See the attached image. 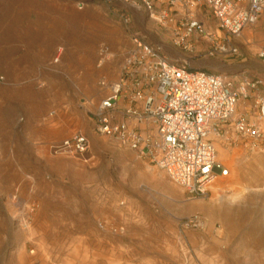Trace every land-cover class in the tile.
Returning a JSON list of instances; mask_svg holds the SVG:
<instances>
[{
    "label": "rangeland",
    "instance_id": "1",
    "mask_svg": "<svg viewBox=\"0 0 264 264\" xmlns=\"http://www.w3.org/2000/svg\"><path fill=\"white\" fill-rule=\"evenodd\" d=\"M79 3L85 6L79 9ZM200 8L191 14H208L206 6ZM156 11H168L165 0L156 1ZM168 13L172 20L153 19L139 0H0V131L7 124L15 139L28 124L49 134L53 142L47 148L41 145L40 168L33 180L20 177L11 185L0 169V188H4L0 210L3 213L10 206L13 213L15 207L19 212L15 222L0 225V264H38L36 238L62 236L69 230L50 228L42 221L52 215L62 220L71 215L70 230L91 237L87 240L93 252L99 241L121 259L119 263L117 258L103 260L97 254L81 258L78 250L72 264H129V251L153 256L157 248L170 262L177 259L189 264L197 252L209 247L219 255L214 264H264V148L215 143L218 160L230 176L217 183L223 189L205 199L190 200L149 159L95 134L92 114L105 95L99 82L118 78L132 50L131 33L161 47V54L172 62L188 60L194 70L205 71L195 68L194 61L213 58L208 56L210 42L198 33L191 37L193 51L175 46L182 12ZM123 15L131 18L130 25L122 21ZM206 22L215 40L222 42L227 37L214 19ZM259 23L246 28L238 44V39L232 41L239 46L240 56L227 58L236 66L224 65L214 74L264 83V64L258 52L264 47V21ZM165 42L169 51L163 52ZM170 46L177 51L173 53ZM104 54L106 61L100 65ZM89 117L95 142L86 132ZM78 131L90 139L89 153L71 158L51 152L50 145ZM217 146L226 157L219 156ZM2 155L11 157L12 153L7 147L0 148ZM38 211L41 222L35 226L29 219ZM193 216L204 226L181 230V223ZM99 222L123 226L125 232L102 231ZM41 258L46 264H60L58 259Z\"/></svg>",
    "mask_w": 264,
    "mask_h": 264
},
{
    "label": "built area",
    "instance_id": "2",
    "mask_svg": "<svg viewBox=\"0 0 264 264\" xmlns=\"http://www.w3.org/2000/svg\"><path fill=\"white\" fill-rule=\"evenodd\" d=\"M156 1L139 3L160 22L172 20L168 12H182L174 45L191 52L195 48L191 37L198 33L210 42L209 57L238 56L239 49L232 41L264 19V0H165L168 11L161 14L156 11ZM84 6L78 4L79 9ZM202 6L208 8L218 30L226 33L222 42L208 33L196 13L191 14L192 9ZM122 21L131 24L129 16L123 15ZM130 39L133 47L118 78L99 82L105 95L92 114L95 134L149 159L190 200L205 199L212 187L230 176V170L218 160L215 143H237L250 150L264 148V83L194 70L188 60H168L161 47L150 45L137 33H131ZM106 56H101L100 65ZM259 57L264 64V47ZM211 134L215 138H210ZM50 149L55 156L74 158L89 153L91 141L78 131ZM203 226L204 222L193 216L180 228ZM98 227L113 235L125 232L123 226L106 222H99Z\"/></svg>",
    "mask_w": 264,
    "mask_h": 264
},
{
    "label": "crops",
    "instance_id": "3",
    "mask_svg": "<svg viewBox=\"0 0 264 264\" xmlns=\"http://www.w3.org/2000/svg\"><path fill=\"white\" fill-rule=\"evenodd\" d=\"M196 15L198 19L205 24V26H208L207 23H209L206 22V20L209 21L212 19V16H210L209 13H196ZM262 21H264V19ZM244 31L242 32L240 38L243 36ZM235 42L238 44L239 38ZM250 42L251 39H248L247 43ZM161 45L165 47L163 48V52L165 50L169 51V45L167 42L162 43ZM172 48L174 50H171ZM171 49L170 50L173 51V53L177 51V49L173 46L171 47ZM261 49H259V53ZM130 50L131 49H129L128 54ZM10 56L12 57V53L8 52V56L6 58L10 59ZM239 56L240 53L237 57ZM224 65L226 67L236 66L235 64L231 63L227 57L224 56H217L209 59L194 61L195 68L204 69L205 71L211 73H216L220 69V67ZM224 72H226V70ZM86 123L87 135L89 136V138H91V140L95 142V137L93 135V123L90 117L88 121H86ZM51 140L52 139L50 138L49 134L44 135L43 133H41V130L39 128H34L33 126L31 127L28 124H26L20 131H18L17 136L15 137V139H13V137L10 136L9 128L6 124L4 129L0 131V148H9L12 153V156H1L0 169L1 172L6 175V177L9 179L11 185H16L15 181H18L20 177H24L23 179L27 178V180H33L35 178V174L40 168V151L42 147L41 145L46 147L50 143H53L51 142ZM26 166H31L32 168L28 170ZM33 187L34 186L30 187V192L34 191ZM3 189V187L0 188L1 193ZM13 209L14 208L8 206L5 207V211H3V213L2 210H0V225H4V223H12L18 219V208L15 207V213H13ZM39 212L40 211H38L36 217H31L29 219V221H31V224H34L35 226L38 225L39 222H41V217L40 215H38ZM68 216V218L64 217L63 220L61 219V217H57L56 215L47 216L43 218L44 220L42 221L46 222L50 228L64 227L66 229L68 228L69 230L62 236H56L54 234L50 237L41 236L40 238H36L34 243H37L35 249L37 251V257L39 258L38 264H46L45 262L41 261V257H45L46 259H58L60 260V264H72V261L78 253V250L80 251L78 254H80L81 258H92V254H97L96 256L102 258L103 260H115L117 258L114 250L111 251L112 249L110 247H103V244L99 241L95 243L96 251L93 252V250L89 246L90 242L87 240V238L91 239V237L85 236L84 234L74 235V232L70 230L73 226V221L71 218L72 216ZM157 250H159V248H157ZM157 250V254H154L153 256L149 255L146 252L141 253L137 251H129V264H180L179 262H176L177 259H175V261L173 262H170L169 256L167 254L161 253ZM218 256L219 255L215 248L209 247L204 252H197L196 260L192 261L193 263L189 264H214L213 261L216 260ZM118 259L119 258H117V262L119 263Z\"/></svg>",
    "mask_w": 264,
    "mask_h": 264
},
{
    "label": "bare ground",
    "instance_id": "4",
    "mask_svg": "<svg viewBox=\"0 0 264 264\" xmlns=\"http://www.w3.org/2000/svg\"><path fill=\"white\" fill-rule=\"evenodd\" d=\"M210 138H215V136H214V134H211L210 136H209ZM51 146V145H50ZM48 146H46V148H47ZM218 148V153H219V156L221 157V158H223V157H226L225 156V154L222 152L223 150L219 147V146H217ZM220 189H223L222 187H218L217 188V186H215L214 188L212 187V192L213 191H219ZM224 189H230V187H224ZM220 198V197H219ZM218 198V199H219ZM232 203H236V200L235 199H233L232 200ZM23 258V256L21 255V259ZM117 260V259H116ZM118 260H121V259H118Z\"/></svg>",
    "mask_w": 264,
    "mask_h": 264
}]
</instances>
